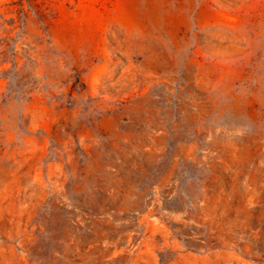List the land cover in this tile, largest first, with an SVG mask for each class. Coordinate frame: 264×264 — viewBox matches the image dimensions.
<instances>
[{
  "label": "rangeland",
  "instance_id": "obj_1",
  "mask_svg": "<svg viewBox=\"0 0 264 264\" xmlns=\"http://www.w3.org/2000/svg\"><path fill=\"white\" fill-rule=\"evenodd\" d=\"M0 264H264V0H0Z\"/></svg>",
  "mask_w": 264,
  "mask_h": 264
}]
</instances>
